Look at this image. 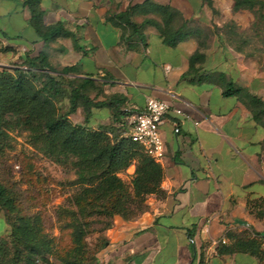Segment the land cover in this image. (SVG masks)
<instances>
[{
    "label": "crops",
    "instance_id": "obj_1",
    "mask_svg": "<svg viewBox=\"0 0 264 264\" xmlns=\"http://www.w3.org/2000/svg\"><path fill=\"white\" fill-rule=\"evenodd\" d=\"M211 2L43 0L44 23L71 32L45 42L24 0H0V69H27L26 58L46 52L58 70L75 66L74 77L101 86L96 101L115 95L124 113L156 98L188 116L171 112L161 126L164 197L135 221L116 220L98 264H198V250L203 264H264V224L252 209L264 199V125L248 99L226 93L242 89L264 101V66L225 38L243 15L234 0ZM152 4L174 12L173 28L184 34L176 45L147 23H163ZM197 52L205 59L193 63ZM107 108L99 124L114 123Z\"/></svg>",
    "mask_w": 264,
    "mask_h": 264
},
{
    "label": "rangeland",
    "instance_id": "obj_2",
    "mask_svg": "<svg viewBox=\"0 0 264 264\" xmlns=\"http://www.w3.org/2000/svg\"><path fill=\"white\" fill-rule=\"evenodd\" d=\"M261 2L255 10L238 11L237 16L243 14L241 19L230 21L223 33L236 50L264 66V0ZM249 22L250 26L244 27ZM36 73L31 78L35 87L40 89L46 77L40 75L39 70ZM52 74L61 79L60 75ZM73 76L64 79L61 92L53 103L58 113L68 116L75 124H84L82 105L77 114L68 115L71 92L68 81ZM109 117V108H95L90 127L108 126L99 123ZM34 124L36 127L30 126L24 116L11 113L2 127L5 134L0 137V182L6 186L14 205L10 209L0 206V239L8 243L12 256L14 224L21 217L33 218L38 223L39 240L46 243L45 253L39 257L38 264H98L109 229L118 219L132 222L146 214L154 196L164 197L163 180L158 192L139 195L135 189L138 160H134L128 168L118 172L127 186L128 198L95 192L92 185L81 182L77 158L70 155L57 159L45 151L41 119L34 117ZM111 124L110 136L121 133L114 123ZM115 204L130 207L133 215L127 217L116 213ZM255 211L260 212L258 216L264 224V202H259Z\"/></svg>",
    "mask_w": 264,
    "mask_h": 264
},
{
    "label": "trees",
    "instance_id": "obj_3",
    "mask_svg": "<svg viewBox=\"0 0 264 264\" xmlns=\"http://www.w3.org/2000/svg\"><path fill=\"white\" fill-rule=\"evenodd\" d=\"M43 0H24V4L31 11V25L45 42H50L61 36H69L71 32L62 23L46 25L44 23ZM234 11L244 9L255 10L261 0H234ZM210 4H212L210 0ZM153 8L163 15V23L155 20H147L148 24L155 25L164 41L168 45H176L184 37L182 29L173 28L174 12L169 6L152 4ZM125 16V15H124ZM130 26L138 31L137 24L130 22ZM205 55L197 52L192 57V62L204 60ZM27 69L7 68L0 69V137L5 134L3 125L7 116L16 113L25 117V121L36 127L34 117L42 121L44 132L45 151L60 159L70 155L77 158L79 178L82 183L90 184L96 192H103L109 196L128 198V189L118 172L128 168L134 160H138L135 189L139 195L142 193L158 192L164 178V169L161 163L148 155L143 147L129 138L121 136V133L113 131L111 125L93 129L90 127V119L94 108L110 107L113 111L114 121L123 113V102L117 100V96H107L105 100L96 101L103 89L96 85L90 78L70 77L68 85L70 92V108L68 115H75L83 106L85 123L75 124L68 116L56 111L53 99L61 92V85L67 76L77 73L75 66H66L60 70L54 67L46 52L36 57H28L25 60ZM46 77L43 87L37 89L31 76L36 71ZM52 73H60L59 79ZM229 88L233 85L228 82ZM96 92L94 98L91 93ZM226 93H236L241 98L248 99L253 107L254 117L264 125V101L245 92L242 89L227 90ZM110 126V127H109ZM108 127V128H107ZM264 202V199L261 201ZM257 204L252 209L256 210ZM14 200L6 186L0 182V206L10 209ZM116 213L131 217L132 209L124 204H115ZM128 211H130L129 214ZM256 212V211H255ZM260 212H257V214ZM13 255L9 254L8 243L0 239V264H38V259L45 253L46 243L38 238V223L33 218L21 217L14 224L12 230ZM198 264H203V253H197ZM98 263V259H97Z\"/></svg>",
    "mask_w": 264,
    "mask_h": 264
},
{
    "label": "built area",
    "instance_id": "obj_4",
    "mask_svg": "<svg viewBox=\"0 0 264 264\" xmlns=\"http://www.w3.org/2000/svg\"><path fill=\"white\" fill-rule=\"evenodd\" d=\"M171 112L188 117L181 109L173 108L167 102L148 98L144 110L124 112L114 121V125L120 129L121 136L139 143L148 155L161 163L166 155L161 126ZM262 240L264 242V234Z\"/></svg>",
    "mask_w": 264,
    "mask_h": 264
}]
</instances>
